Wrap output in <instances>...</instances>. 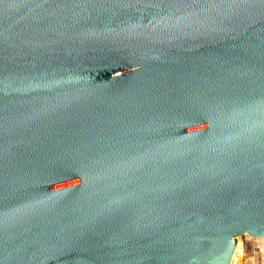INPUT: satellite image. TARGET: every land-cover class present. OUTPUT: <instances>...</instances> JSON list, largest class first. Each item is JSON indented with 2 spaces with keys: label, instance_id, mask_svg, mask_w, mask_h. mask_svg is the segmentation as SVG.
Listing matches in <instances>:
<instances>
[{
  "label": "water",
  "instance_id": "95a60500",
  "mask_svg": "<svg viewBox=\"0 0 264 264\" xmlns=\"http://www.w3.org/2000/svg\"><path fill=\"white\" fill-rule=\"evenodd\" d=\"M264 239V0H0V264H231Z\"/></svg>",
  "mask_w": 264,
  "mask_h": 264
},
{
  "label": "bare ground",
  "instance_id": "6f19581e",
  "mask_svg": "<svg viewBox=\"0 0 264 264\" xmlns=\"http://www.w3.org/2000/svg\"><path fill=\"white\" fill-rule=\"evenodd\" d=\"M247 236L251 239L254 249L247 250L243 237H238L237 248L231 264H264V246H262V250H258L260 245H264V239L255 238L249 234Z\"/></svg>",
  "mask_w": 264,
  "mask_h": 264
},
{
  "label": "built area",
  "instance_id": "2783aa9c",
  "mask_svg": "<svg viewBox=\"0 0 264 264\" xmlns=\"http://www.w3.org/2000/svg\"><path fill=\"white\" fill-rule=\"evenodd\" d=\"M248 234H245L243 236V240H244V243L246 244V248L247 250H251V249H254L253 245H252V242H251V239L247 236ZM264 245H260V247H258V250H262ZM257 250V249H256Z\"/></svg>",
  "mask_w": 264,
  "mask_h": 264
},
{
  "label": "rangeland",
  "instance_id": "374dc122",
  "mask_svg": "<svg viewBox=\"0 0 264 264\" xmlns=\"http://www.w3.org/2000/svg\"><path fill=\"white\" fill-rule=\"evenodd\" d=\"M240 237H243V236H240ZM244 241V240H243Z\"/></svg>",
  "mask_w": 264,
  "mask_h": 264
}]
</instances>
